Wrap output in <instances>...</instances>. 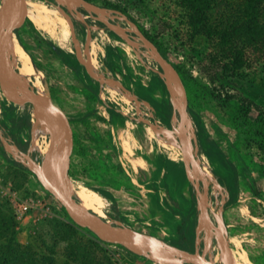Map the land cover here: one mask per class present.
Here are the masks:
<instances>
[{"label":"rangeland","instance_id":"1","mask_svg":"<svg viewBox=\"0 0 264 264\" xmlns=\"http://www.w3.org/2000/svg\"><path fill=\"white\" fill-rule=\"evenodd\" d=\"M5 1L0 0V18ZM27 1L69 19L68 34L59 24L51 32L29 19L22 49L41 72L37 79H29L32 94L55 102L93 143L94 155L78 189L97 194L102 207L101 213L89 212L175 245L184 226L194 235L195 248L198 196L182 148L189 134L146 39L177 71L186 93L197 141V182L217 227L207 223L203 228L201 254L220 264H264V147L256 127L264 119V47L245 48L243 67L234 69L228 47L198 33L179 0L90 2L127 38L101 22L99 15L84 8L88 15L81 12L80 6L61 0ZM105 1L117 9L102 7ZM89 57L98 66L96 74L84 64ZM15 68L18 72L19 65ZM18 115L0 106V127L4 133L17 134L8 138L13 143L16 138L28 139L25 128L13 133L11 120ZM35 120L31 118L32 124ZM50 141V136L32 141L27 152L44 163L49 160ZM194 152L192 140L190 159ZM29 196L39 208L17 218L15 199ZM0 264L157 263L76 225L0 142Z\"/></svg>","mask_w":264,"mask_h":264},{"label":"water","instance_id":"2","mask_svg":"<svg viewBox=\"0 0 264 264\" xmlns=\"http://www.w3.org/2000/svg\"><path fill=\"white\" fill-rule=\"evenodd\" d=\"M76 1L78 6L90 13L99 15L98 19L101 22L116 33L126 37L116 25L103 17L92 3L87 0ZM28 20L29 14L23 8L20 0L5 1L0 18V34H3L6 30L8 31L9 47L5 49L0 39V106L13 110L20 115L30 116L51 124L64 125L69 148V161L59 171H49L44 168V163H39L29 152L21 150L15 143L11 142L0 127V142L4 149L15 161L20 162L40 180L44 187L60 202L66 214L76 225L92 232L100 240L121 245L130 252L143 256L157 264H220L204 257L199 249L201 232L205 225L210 223L215 230H217V227L210 220L206 206V195L200 190L197 182V141L187 111L186 93L177 71L161 56L150 41L143 39L145 45L153 49L163 68L172 103L178 109L181 123L186 127L189 134L187 141L182 144L183 156L189 179L193 183L198 196L199 209L195 229V248L192 251L169 243L156 235L112 223L81 209L77 205L75 193L78 189L79 180L83 170L90 164L94 155V146L89 135L51 99L34 96L30 104L25 106L19 94L10 86V79L16 73L15 58L22 48ZM6 25L8 26L7 29ZM4 65V72L1 74ZM175 86L179 89L182 98L175 94ZM192 140L195 142V152L192 155L193 158L190 159Z\"/></svg>","mask_w":264,"mask_h":264},{"label":"trees","instance_id":"3","mask_svg":"<svg viewBox=\"0 0 264 264\" xmlns=\"http://www.w3.org/2000/svg\"><path fill=\"white\" fill-rule=\"evenodd\" d=\"M97 2V0H87ZM181 7L187 14L191 25L196 28L198 33L205 37H215L223 45L228 47L231 53L234 69L239 70L243 67L245 48L264 47V0H179ZM104 8L117 9V6L109 1L101 4ZM81 12L88 15L83 9ZM101 27L105 26L98 22ZM137 27L148 38L152 36L139 24ZM192 80L196 81L195 78ZM197 82V81H196ZM206 91L208 88L203 86ZM29 104H25L28 106ZM172 106L170 104L168 116L171 115ZM247 114V111H243ZM32 122L30 116L18 115V118L11 120L13 133L21 131L23 128L28 131L26 142L14 139L15 144L23 151H28V145L32 142L31 130ZM257 136L261 146L264 147V119L257 121ZM7 138L15 137L17 134H8ZM17 166L28 170L20 162L15 161ZM84 171V170H83ZM189 229L181 227L179 229V247L193 250L194 235L189 234ZM203 232L201 233V236Z\"/></svg>","mask_w":264,"mask_h":264},{"label":"bare ground","instance_id":"4","mask_svg":"<svg viewBox=\"0 0 264 264\" xmlns=\"http://www.w3.org/2000/svg\"><path fill=\"white\" fill-rule=\"evenodd\" d=\"M61 1L65 5L78 6V3L76 0H61ZM20 2L23 8L29 14V19L34 23L36 27L42 30L52 32V28L55 27V25L59 24L64 29L65 34H68V30H69L68 28L70 24L69 19H65L60 14L59 11L53 8L51 9V8L42 6L38 4L37 2L29 3L27 0H20ZM7 28L8 26L6 25V29ZM8 36L9 34L7 30L3 34H0V39L5 49L9 47ZM25 51L21 48L19 52L17 53L15 62L16 64L19 65V71L18 72L16 71L15 75L10 79L11 88H13L15 92L19 94V96L21 97V101L24 105L30 104L31 100L34 97L32 92L28 88L29 79L31 77H35L37 79L41 75V72L36 69L29 55ZM84 64L91 74L97 73L98 66L95 62V59L89 57V59L85 60ZM4 68H5V65L3 66L1 74L4 72ZM174 92L177 96H179V92L176 86H175ZM180 135L183 136L182 133H180L179 136ZM49 136L51 137L49 147H48V143H46V146L50 151L49 160L44 162V168L49 171H59L63 167V165L69 161V148H68V143L65 137V126L51 124V123L36 119L34 123L32 124V129H31L32 141L38 142L39 140H41V138L49 137ZM75 201L77 205L85 211L92 210L96 213H101V207H102L101 198L93 192H89L84 189H77L75 193ZM205 239L208 240V235H206ZM155 254L162 256L159 253H155ZM224 260L227 261L226 263H228L227 258ZM213 261L220 263L217 259Z\"/></svg>","mask_w":264,"mask_h":264},{"label":"built area","instance_id":"5","mask_svg":"<svg viewBox=\"0 0 264 264\" xmlns=\"http://www.w3.org/2000/svg\"><path fill=\"white\" fill-rule=\"evenodd\" d=\"M38 208L39 204H36V200L32 196L23 199L17 198L14 204V214L17 218H22L25 214ZM44 211L49 213L50 209L46 207Z\"/></svg>","mask_w":264,"mask_h":264}]
</instances>
